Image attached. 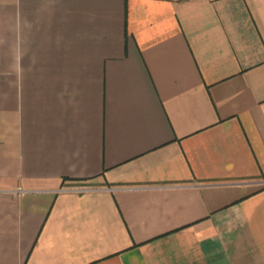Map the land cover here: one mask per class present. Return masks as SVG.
Listing matches in <instances>:
<instances>
[{"label":"crops","instance_id":"1","mask_svg":"<svg viewBox=\"0 0 264 264\" xmlns=\"http://www.w3.org/2000/svg\"><path fill=\"white\" fill-rule=\"evenodd\" d=\"M0 264H264V0H0Z\"/></svg>","mask_w":264,"mask_h":264}]
</instances>
